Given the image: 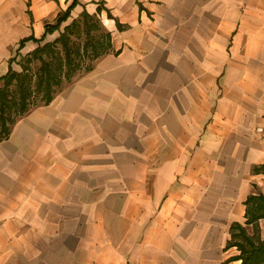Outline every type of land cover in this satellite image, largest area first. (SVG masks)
Returning <instances> with one entry per match:
<instances>
[{
    "label": "crops",
    "instance_id": "1",
    "mask_svg": "<svg viewBox=\"0 0 264 264\" xmlns=\"http://www.w3.org/2000/svg\"><path fill=\"white\" fill-rule=\"evenodd\" d=\"M72 3L108 48L0 139V264H241L234 227L264 240V0H0V77Z\"/></svg>",
    "mask_w": 264,
    "mask_h": 264
},
{
    "label": "rangeland",
    "instance_id": "2",
    "mask_svg": "<svg viewBox=\"0 0 264 264\" xmlns=\"http://www.w3.org/2000/svg\"><path fill=\"white\" fill-rule=\"evenodd\" d=\"M75 17V18H73ZM67 27V28H66ZM70 29V30H69ZM68 39L67 47L62 41L52 42L53 52L44 53L43 58L50 62V74H57L61 83L52 84L53 95L69 84L74 78L85 72L95 60L96 56L107 50L108 37L107 32L95 18H84L82 14L70 17L62 22L59 30ZM58 36V34H56ZM56 36V37H57ZM71 55V63L67 62L66 54ZM31 53L30 56L23 58L21 67H27V101L28 108L40 105L44 101L45 88L37 89L39 79L47 70L42 62ZM61 63V65H60ZM3 82H0V87ZM21 92L13 82L9 87V97L11 98L12 108L5 111L7 126L17 120L22 113L20 112ZM0 137H1V119H0ZM247 233V232H246ZM251 237V236H250ZM254 242H258L257 236H252ZM241 241V238H235V241Z\"/></svg>",
    "mask_w": 264,
    "mask_h": 264
},
{
    "label": "trees",
    "instance_id": "3",
    "mask_svg": "<svg viewBox=\"0 0 264 264\" xmlns=\"http://www.w3.org/2000/svg\"><path fill=\"white\" fill-rule=\"evenodd\" d=\"M74 7H75V3H72L67 8L66 11H64L63 13H61L57 17L54 25H46V33L53 32V31H59L62 22L66 21L70 17L71 11L73 10ZM82 15L84 16L85 19L86 18H92L86 12H83ZM107 37L109 39L108 33H107ZM31 38H33V37H31ZM44 38L45 37H43L41 39V42L44 41ZM24 41H26V39L21 41V42L23 43ZM58 41H62L63 44L67 47L68 39L66 38L64 33L62 34L60 31H59V35L55 38L53 43L58 42ZM53 43L47 42V43H44L43 45H39L37 48H35L31 52V53H34L33 55L35 57H37L42 62L43 66L47 69L44 72V75L39 79L38 86H37V89H40L42 87L45 88V92H44V96H43L44 97L43 103H48L53 96L51 85L61 83L60 78L57 74H50V72H51L49 70L51 68L50 62L46 61L43 58L44 53L46 54V52H53ZM31 53H28L26 56H30ZM98 56H96V57H98ZM23 58L24 57H22V60L20 61L21 63L23 61ZM70 58H71V55L69 53H67L66 59H67L68 63H71ZM60 65H61V63H60ZM90 67L88 69H90ZM26 71H27L26 66L21 67V71H15L11 68L6 75L0 77V82H3V86L0 87V119H1V137H0V139H2L8 135V133L10 131V127H11L12 123L14 122V121L11 122V125L7 126L6 117L4 114L6 110H8V109L10 110L12 108V105L10 102L11 98L9 97V87L11 86V84L13 82H16V85L21 92L20 112L23 115L25 112H27L29 110L28 101H27L28 94H27V89H26L27 88L28 75H27ZM257 201L259 203L255 207V210H257V211H255V213L259 212V214L253 215L254 218L252 220H256L257 218L264 216V197L261 194L251 196L248 200V203L257 202ZM252 220L249 219L248 222H250ZM234 228H238L239 232L238 233L233 232L232 233L233 238H238V237L241 238V241L240 240L239 241H235V240L232 241V245L237 246L238 249L240 250V255L237 256L236 258L241 260V264H264V240H259L258 242H254L252 237L247 235L246 231L240 225H236Z\"/></svg>",
    "mask_w": 264,
    "mask_h": 264
}]
</instances>
